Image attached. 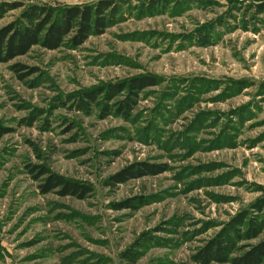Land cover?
<instances>
[{
	"label": "rangeland",
	"instance_id": "rangeland-1",
	"mask_svg": "<svg viewBox=\"0 0 264 264\" xmlns=\"http://www.w3.org/2000/svg\"><path fill=\"white\" fill-rule=\"evenodd\" d=\"M98 1L0 0L23 5L0 28L30 4ZM114 1L117 20L83 44L0 63V264H205L196 253L238 216L243 231L264 222V0ZM141 76L154 84L76 108ZM128 97L123 116L113 103ZM139 161L166 170L106 184ZM40 165L91 191L43 193Z\"/></svg>",
	"mask_w": 264,
	"mask_h": 264
},
{
	"label": "trees",
	"instance_id": "trees-1",
	"mask_svg": "<svg viewBox=\"0 0 264 264\" xmlns=\"http://www.w3.org/2000/svg\"><path fill=\"white\" fill-rule=\"evenodd\" d=\"M160 0H150L149 6L155 8ZM20 3L0 4V17L11 9L21 7ZM120 6L114 0H99L93 4H72L54 7L46 4H30L22 11L20 16L13 22L0 28V63H7L18 56L27 54L35 46L54 50L69 44L77 47L83 44L91 35L103 33L118 18ZM13 69L20 72L26 66L21 63L13 64ZM23 76V75H21ZM152 76L133 77L128 81H122L107 87H96L86 90L77 98L76 108L87 112L104 101L99 97L104 94L108 100H113L129 89L133 94L137 91L154 84ZM73 100L75 96H69ZM116 99L113 109L123 116H127L133 109L135 102L133 97ZM109 114L108 105L105 106ZM0 135L5 132L1 130ZM166 170L165 165L139 161L131 163L118 172L110 175L106 184L116 186L130 179L150 174H159ZM37 177L43 179L40 185L42 192L47 193L54 189L62 195H74L83 198L91 191L89 185L63 177L52 172L47 167H37ZM133 200L128 199L123 207L132 206ZM142 201L141 203H143ZM256 206L262 209L264 200L256 202ZM246 215L241 214L231 223L230 229L222 230L218 236L211 239L202 247L195 258L200 262L209 264L219 262L224 264H264V239L257 243H238L239 240H250L258 237L264 230V222L250 219L244 230ZM237 226V228L235 227ZM125 256L135 260L136 252L127 251Z\"/></svg>",
	"mask_w": 264,
	"mask_h": 264
}]
</instances>
